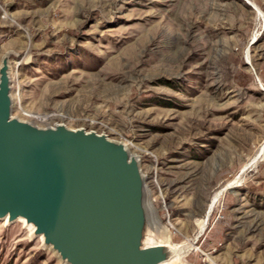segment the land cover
Here are the masks:
<instances>
[{"label": "rangeland", "instance_id": "1", "mask_svg": "<svg viewBox=\"0 0 264 264\" xmlns=\"http://www.w3.org/2000/svg\"><path fill=\"white\" fill-rule=\"evenodd\" d=\"M7 51L12 115L139 155L179 264H264V0H0ZM29 234L0 264H62Z\"/></svg>", "mask_w": 264, "mask_h": 264}, {"label": "water", "instance_id": "2", "mask_svg": "<svg viewBox=\"0 0 264 264\" xmlns=\"http://www.w3.org/2000/svg\"><path fill=\"white\" fill-rule=\"evenodd\" d=\"M11 51L0 58V221L23 219L62 264H162L163 234L140 157L105 133L12 115ZM181 257L170 264H179Z\"/></svg>", "mask_w": 264, "mask_h": 264}, {"label": "bare ground", "instance_id": "3", "mask_svg": "<svg viewBox=\"0 0 264 264\" xmlns=\"http://www.w3.org/2000/svg\"><path fill=\"white\" fill-rule=\"evenodd\" d=\"M228 186H229V184H228ZM225 187H226V185H225ZM220 195H221V190H219L218 192H216V194L213 195L212 199L209 201V203H208V211L205 212L203 218H202L201 221H200V225H199V229H198V234H197V235L201 234V232L204 230V228H205V226H206L207 219H208L209 212H210L212 206L214 205V203L216 202L217 198H218ZM3 221H6V219H4ZM16 221L24 222L22 218H18ZM193 243H194V241L191 242V243H188L189 249L191 248V246L193 245ZM170 244H171L173 247H178V246H176V245H173L171 242H170ZM189 249H188V250H189ZM183 255H184V254H182V256L178 255V256H176L175 258H172L170 261H168V262H166V263H162V264H170L171 262L178 260L180 257H183Z\"/></svg>", "mask_w": 264, "mask_h": 264}]
</instances>
